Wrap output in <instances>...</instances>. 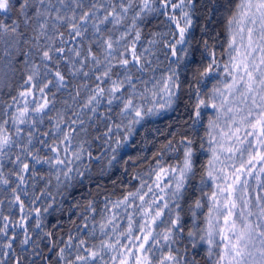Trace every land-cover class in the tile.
Instances as JSON below:
<instances>
[{"label":"snow or ice","instance_id":"6c2138e0","mask_svg":"<svg viewBox=\"0 0 264 264\" xmlns=\"http://www.w3.org/2000/svg\"><path fill=\"white\" fill-rule=\"evenodd\" d=\"M196 6V0H0V71L14 72L23 56L26 73L22 90L0 111V185L11 187L3 161L16 148L9 161L14 165L10 175L16 178L9 211L11 206L20 209L19 220L0 214V264H201V259L204 264H264V0H228L222 47L207 19L202 30L206 38L193 46ZM210 14L215 16V6ZM159 16L171 34L170 39L169 32L160 34L168 60L163 68L152 59L157 39L137 50L140 25ZM120 28L123 32L114 38ZM61 63L73 76L99 75L94 86H77L71 99L78 102L83 91L87 96L76 111L65 101V109L49 117L51 128L37 134V124L44 123L46 110L54 105L46 95L50 85L57 91L67 87ZM41 66L44 77H52L46 83ZM183 91L190 101L194 98L182 114L184 123L169 126L171 138L150 158L125 159L140 130L174 112ZM101 106L106 111L100 112ZM208 109L214 115L205 125ZM90 127L98 132L93 138L100 144L98 155L90 150ZM49 137H54L51 144ZM36 142L50 155L34 151ZM202 155L206 159L198 165ZM94 163L100 164V177L121 165L122 175L129 166L136 170L127 183L121 179L118 197L104 194L102 207L101 186L95 193L85 188L69 205L66 233L61 219L49 228L46 214L55 209L56 197L64 203L71 190L85 187V180L91 184ZM44 165L49 168L47 183L26 207L21 193H28L22 186L29 179L33 188L44 181L37 171ZM52 173L55 193L49 189ZM132 182L138 183L127 190ZM42 201L46 206H37Z\"/></svg>","mask_w":264,"mask_h":264},{"label":"trees","instance_id":"16d2710c","mask_svg":"<svg viewBox=\"0 0 264 264\" xmlns=\"http://www.w3.org/2000/svg\"><path fill=\"white\" fill-rule=\"evenodd\" d=\"M118 3L119 0H116ZM196 9L195 14L193 17V28L191 29V39L192 44L195 46L196 42L198 40L205 39L206 37L202 36V30L205 26V21L210 20L211 23L208 24V30L211 31L212 35L216 37L215 42L219 45H223V42L225 40V33H224V17L228 14L227 8H228V0H196ZM220 5H223L222 7ZM215 6V16H211L210 9ZM131 15V14H130ZM2 18V17H0ZM10 22V21H9ZM130 22V21H129ZM111 27V25H109ZM141 32H142V40L137 45V50L142 51L144 47L148 46V41L150 39H157L158 43L154 46H152V51L155 54L152 59L154 64L158 61L160 63L161 68L166 66L168 64V60L166 58V51L163 47V39L160 37L161 33L169 32V25L165 18L163 16H159L158 18L153 17H147L145 21L140 25ZM64 29H62L63 31ZM123 28H120L117 31L113 32V37L119 36L123 32ZM153 33H156L157 35L153 37ZM90 35V34H89ZM65 38H67V33L65 34ZM168 38H171V34L169 32ZM212 41H210L211 43ZM131 38L126 42L127 45H130ZM74 45H69V47H72ZM85 49L87 48V41L84 42ZM119 51H123V46H118ZM99 51V49H96ZM221 48L217 49V52L219 54ZM197 56H199V51L197 50ZM129 59L131 58L129 54ZM23 60V56H20L17 58V62H15L14 67L15 71L12 72L9 69L6 71L5 76L1 77L2 72L0 71V111H3L4 108L10 104L12 97L16 96L18 91L22 90L21 85L23 83V79L26 78V73L23 69V64L21 61ZM39 62V58L36 57V61ZM79 67V64L76 65ZM91 65L89 64L87 67L84 68V71H88ZM60 70L64 73L67 81V87L64 89H61L57 91V87L55 84L50 85L49 89L46 92V95L49 99L54 100V105L51 107V110H46L44 115V123L43 124H37V134L43 133L44 131H48L51 128V122L49 121V117H55V114L59 110H63L66 107L65 101H67V104L74 105L71 111H76L79 107V103H82L83 100L87 96V92L83 91L81 97L79 98L78 102H74L71 99V96L75 94L76 88L78 85L89 83L92 86L95 85V76L99 75L97 72H92L88 78L83 77V73H78L76 76H73L69 70V67L61 63ZM41 77H42V83H46L48 79H51L52 77L49 75L47 77H44V68L41 66ZM118 72H122L121 69H116ZM131 71L133 73L136 72L135 68H132ZM148 75H151V73L146 74L145 78H147ZM157 75H159V72H157ZM115 78V76L113 77ZM106 86V85H105ZM209 87H211V83L209 84ZM184 89H187V84L184 85ZM36 97H39V92L37 90ZM34 97H29V100H32ZM42 102V101H40ZM194 103L193 100H189L188 95L186 91H183L180 97L177 100V104L175 107L174 112L165 113L162 117L155 118L154 122L151 124L146 125L145 129L140 130V135L136 137L135 146L129 150L128 154L125 156V159H127V156L137 157L139 156H147L151 157L153 152H156L159 150L162 144L166 143L168 139L171 138L168 128L169 126L176 124V125H182L184 123V117H182V114L185 113L186 108L189 104ZM21 106H23V101H21ZM30 107H35V104H30ZM118 110V109H117ZM12 111H15V106H13L9 110V115ZM71 111H69L68 115H71ZM106 111V108L104 106L100 107V112ZM115 114V112L113 113ZM210 115H214V113L211 111V109L204 111V124H207L208 117ZM99 116H97V120L99 121ZM95 123V122H94ZM25 128V131L28 129V125L23 126ZM99 132L104 131L103 123H99ZM159 128L160 132L156 133L154 129ZM174 131L178 130V128H174ZM205 129L202 127L200 129V135L204 134ZM98 134L97 130L90 127L89 128V134L87 139L89 141H93V138ZM178 138V137H177ZM48 143L51 144L53 142L54 137H49ZM100 149V144L98 141H93L91 143L90 150L93 152V155H98ZM34 151H39L41 156L50 155V153L45 148H41L39 143L36 142L33 148ZM18 152V149L13 148L11 155L9 157H5L3 163L4 168L3 172L5 176L9 177V179L12 181L11 187L5 189L4 186L0 185V201H3V203H0V214L2 215H11L13 220H19L20 219V209L18 206H11V212L9 211L10 204L9 200L11 199V189L16 187V178L15 176H11L10 173L14 171V165H12L9 161L14 160L15 156ZM206 159V155H202L200 160L198 161V165L202 164L203 161ZM147 161H141V166L143 164H146ZM99 169L100 164L94 163L93 170H92V176L94 178L93 182L89 184L88 180L84 181V188H80L77 186L76 189L71 190L72 191V197L65 200L64 203H59L63 198L60 196H57V204L55 206V209L50 210L48 214H46V220L45 223L50 228L52 224L57 222V219H61V222L65 224V233L67 232V226L70 224L68 220V208L70 204L75 203L76 199H78L81 195L85 194V188L92 193H95L97 191V185L101 186L100 192L101 195L98 200V204L100 207L103 206L102 200L104 194H112L113 199L118 197L121 193V189L124 187L120 183L121 179L127 183L130 179V176L133 171L136 169L132 166H129L127 174H123V165L120 166V170L117 171L115 169L112 170L114 174H108L104 177H100L99 175ZM37 171L41 176H44L46 179L44 181H37L35 188H33V182L31 179H29V183L27 185L22 186L23 189H25L28 193V196L25 197L21 193V199L25 201L26 207H31L30 200L35 194H39L40 190L44 188L45 183H47V178L49 177V168L47 165H44L43 167L37 166ZM136 183L138 182H132L130 184H127V190H131L135 187ZM55 174L52 173L51 175V184L49 185V189L55 193ZM83 203V201H82ZM37 206H46V202L42 201L41 204H38ZM75 212H79V209H75ZM206 211V209H205ZM74 219H78V217L73 216ZM97 219H99V213H97ZM2 221H0V226H2ZM31 224H34L35 221L31 220ZM18 231V230H17ZM19 234V232H18ZM8 235H12L11 228L9 229ZM22 235V234H19ZM83 238V237H82ZM66 239V235H65ZM0 240H3V237H0ZM98 240H90L89 243H97ZM16 245H19V239L15 241ZM201 257H203V252L201 253ZM201 264H204V260L201 259Z\"/></svg>","mask_w":264,"mask_h":264},{"label":"rangeland","instance_id":"374dc122","mask_svg":"<svg viewBox=\"0 0 264 264\" xmlns=\"http://www.w3.org/2000/svg\"><path fill=\"white\" fill-rule=\"evenodd\" d=\"M7 70H8V68H3L2 69V71H1L2 72L1 77H4L5 76V73H6Z\"/></svg>","mask_w":264,"mask_h":264}]
</instances>
